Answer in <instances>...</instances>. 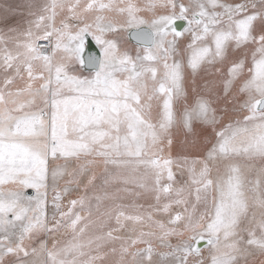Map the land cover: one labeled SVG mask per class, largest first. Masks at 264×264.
<instances>
[{"label":"snow or ice","instance_id":"obj_1","mask_svg":"<svg viewBox=\"0 0 264 264\" xmlns=\"http://www.w3.org/2000/svg\"><path fill=\"white\" fill-rule=\"evenodd\" d=\"M0 21V264H264V0Z\"/></svg>","mask_w":264,"mask_h":264},{"label":"rangeland","instance_id":"obj_2","mask_svg":"<svg viewBox=\"0 0 264 264\" xmlns=\"http://www.w3.org/2000/svg\"><path fill=\"white\" fill-rule=\"evenodd\" d=\"M23 3H25V0H0V15L3 14L5 6H8L10 8H18V6L22 5ZM24 19V16L21 15L11 16L9 17V23L11 25L20 24L24 22ZM4 27V22L0 21V28Z\"/></svg>","mask_w":264,"mask_h":264},{"label":"water","instance_id":"obj_3","mask_svg":"<svg viewBox=\"0 0 264 264\" xmlns=\"http://www.w3.org/2000/svg\"><path fill=\"white\" fill-rule=\"evenodd\" d=\"M181 23H182V22H178V26H180ZM90 43H91V49H92L93 51H95V50H96V47H95L94 42H91V41H90ZM133 43H134V42H133ZM29 191L31 192V190H29Z\"/></svg>","mask_w":264,"mask_h":264},{"label":"bare ground","instance_id":"obj_4","mask_svg":"<svg viewBox=\"0 0 264 264\" xmlns=\"http://www.w3.org/2000/svg\"><path fill=\"white\" fill-rule=\"evenodd\" d=\"M181 25H182V23H181Z\"/></svg>","mask_w":264,"mask_h":264}]
</instances>
